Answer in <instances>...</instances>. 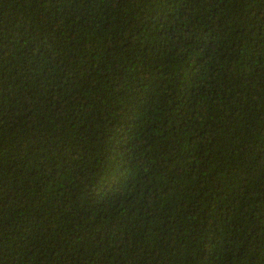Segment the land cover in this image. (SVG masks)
Instances as JSON below:
<instances>
[{
    "label": "trees",
    "instance_id": "1",
    "mask_svg": "<svg viewBox=\"0 0 264 264\" xmlns=\"http://www.w3.org/2000/svg\"><path fill=\"white\" fill-rule=\"evenodd\" d=\"M0 264H264V0H0Z\"/></svg>",
    "mask_w": 264,
    "mask_h": 264
}]
</instances>
